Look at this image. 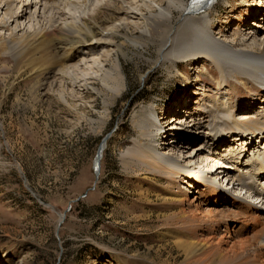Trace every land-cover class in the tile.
Returning <instances> with one entry per match:
<instances>
[{
    "label": "rangeland",
    "instance_id": "obj_1",
    "mask_svg": "<svg viewBox=\"0 0 264 264\" xmlns=\"http://www.w3.org/2000/svg\"><path fill=\"white\" fill-rule=\"evenodd\" d=\"M19 1L15 0L16 8ZM147 1L149 9L140 0H58L62 21L100 9L114 32L112 40L99 36L98 45L82 49L75 62L80 70L68 66L63 81L54 76L35 87L27 75L16 76L11 58L0 59V264H121L119 257L126 264H134L139 257H151L158 264L181 263L171 241L156 238L173 214L161 206L167 197L165 187L176 192V188L192 190V186L187 187L184 180L172 185L166 180L157 184L142 180L141 175L125 170L122 154L135 138L132 119L142 107H153L158 117L169 119H176L178 112L202 113L197 109L209 101L202 93L215 95L218 75L212 64L202 60L182 63L174 76L167 74L158 60L159 41L140 38L138 26H142L132 24L139 10L146 16L154 13L162 0ZM34 2L23 0V4ZM1 9L0 21L8 31L0 29V37L20 34L19 30L30 32L35 26L23 19L17 29ZM215 10L212 34L216 39L239 50L263 41L262 29L252 24L263 22L264 0H228V5L217 3ZM49 13L45 17L52 16ZM128 39L140 46H132ZM122 42L126 44L118 57L123 84L103 92L99 77L111 69L117 54L108 44ZM247 87L230 80L217 96L225 100L227 93L232 95L242 110L236 111L237 119L246 113L249 119L264 118V90ZM255 99L256 105L246 112ZM109 133L97 180L96 152ZM234 144L231 140L222 155L223 150H236L240 142ZM188 150H181L183 157L189 156ZM211 174L216 181L218 174ZM61 216L63 221L58 223Z\"/></svg>",
    "mask_w": 264,
    "mask_h": 264
},
{
    "label": "bare ground",
    "instance_id": "obj_2",
    "mask_svg": "<svg viewBox=\"0 0 264 264\" xmlns=\"http://www.w3.org/2000/svg\"><path fill=\"white\" fill-rule=\"evenodd\" d=\"M33 1V4H23L20 0L21 5L16 8L15 0H0L2 14L17 29L19 20L35 23L30 32L19 30L20 34L0 37V59L5 55L11 58L16 76L27 75L35 81V87L54 76L65 80L64 71L68 66L78 70L80 66L75 62L82 55V49L98 45L97 37L112 40L114 32L107 26L110 20L100 9L91 14L82 12L66 22L62 21L63 8L58 0ZM115 1L123 3L125 0ZM162 1L155 12L147 16L142 10L138 11L139 16L132 24L142 26H138L140 38L159 41L158 60L168 75L174 76L182 63L202 60L212 64L218 75L216 91L212 97L202 93L209 99L201 110L197 109L202 113L187 111L185 115L177 111L176 119L158 117L155 108L142 107L132 119L135 138L122 154L124 168L156 184L166 180L172 185L181 180L187 187L192 186V190L176 188V192L165 187L167 197L161 204L173 214L156 239L171 241L182 258L180 264H264V118L249 119L246 113L237 119L236 111L242 110L234 104L232 95L227 93L225 100L217 96L230 80L247 90V85L250 89L261 87L264 90V19L252 24L262 29L263 41L257 47L239 50L212 34L217 13L215 5L220 2L228 5V0H188L186 3L166 0L165 6ZM140 4L150 8L147 0H140ZM48 12L52 16L45 17ZM175 12H178L177 18H174ZM121 14L126 20V13ZM261 16L264 18V14ZM40 20L44 23L39 24ZM0 29L8 31L6 23L0 21ZM251 37L256 40V36ZM128 41L134 47L140 46L135 40ZM125 44H108L117 54L111 69L103 71L99 77L103 92L114 91L123 84L118 54L123 55ZM54 69L57 74L53 73ZM257 100H249L246 112L251 111ZM261 103L264 105V99ZM173 112L176 114V110ZM203 115L206 120L202 119ZM155 116L159 124L154 123ZM210 118L213 124L209 123ZM161 121L164 125H160ZM231 140L235 144L240 142V148L223 150L226 154L222 155V149ZM106 143L99 163L94 162L97 180ZM183 149H189V156H182ZM213 171L218 174L216 181L212 179ZM243 191L246 196H242ZM148 196L147 193L146 200ZM62 221L61 216L58 223ZM119 260L126 264L122 257ZM134 264L158 263L151 257H139L134 258Z\"/></svg>",
    "mask_w": 264,
    "mask_h": 264
},
{
    "label": "water",
    "instance_id": "obj_3",
    "mask_svg": "<svg viewBox=\"0 0 264 264\" xmlns=\"http://www.w3.org/2000/svg\"><path fill=\"white\" fill-rule=\"evenodd\" d=\"M110 133L107 134L100 142L99 146H98V149H97V152H96V156H95V160L94 162H96V164L99 163V159H100V156H101V151H102V147L103 145H105V142L109 139L110 137Z\"/></svg>",
    "mask_w": 264,
    "mask_h": 264
}]
</instances>
